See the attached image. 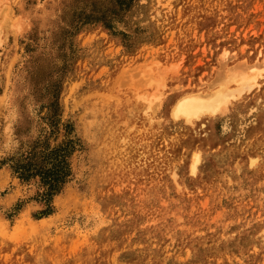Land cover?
I'll return each mask as SVG.
<instances>
[{
  "label": "rangeland",
  "instance_id": "1",
  "mask_svg": "<svg viewBox=\"0 0 264 264\" xmlns=\"http://www.w3.org/2000/svg\"><path fill=\"white\" fill-rule=\"evenodd\" d=\"M260 62L264 0H0V264H264Z\"/></svg>",
  "mask_w": 264,
  "mask_h": 264
},
{
  "label": "bare ground",
  "instance_id": "2",
  "mask_svg": "<svg viewBox=\"0 0 264 264\" xmlns=\"http://www.w3.org/2000/svg\"><path fill=\"white\" fill-rule=\"evenodd\" d=\"M261 62L257 63V65L255 64L257 67H252V70H264V62ZM257 77H264V73L262 74L261 72H258ZM257 77L255 75L252 77H243L241 85L231 89H226L223 92L221 90L220 92L219 90L216 92L214 91L215 93H210L212 95H206L207 93L205 92L202 95L198 91L190 94L187 93L174 103L172 107V114L176 118L183 117L187 121H192L201 115H204L205 112L216 113L222 107V105L225 104L228 98H234L236 95L241 94L244 89L250 88V81ZM190 168L192 171H194L196 168L195 164L192 163Z\"/></svg>",
  "mask_w": 264,
  "mask_h": 264
},
{
  "label": "trees",
  "instance_id": "3",
  "mask_svg": "<svg viewBox=\"0 0 264 264\" xmlns=\"http://www.w3.org/2000/svg\"><path fill=\"white\" fill-rule=\"evenodd\" d=\"M63 151L60 148L51 150L43 157L42 162L33 161L32 158L25 163L17 160L13 171L21 180L38 176L43 187L42 197L48 202L60 190L70 171Z\"/></svg>",
  "mask_w": 264,
  "mask_h": 264
}]
</instances>
